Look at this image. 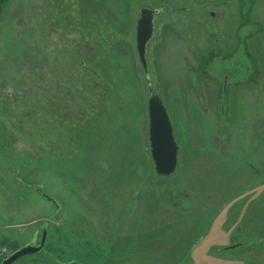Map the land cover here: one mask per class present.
<instances>
[{
    "label": "rangeland",
    "instance_id": "374dc122",
    "mask_svg": "<svg viewBox=\"0 0 264 264\" xmlns=\"http://www.w3.org/2000/svg\"><path fill=\"white\" fill-rule=\"evenodd\" d=\"M143 9L160 10L147 62L171 176L149 149ZM47 221L58 264H264V0L8 1L0 243H38Z\"/></svg>",
    "mask_w": 264,
    "mask_h": 264
},
{
    "label": "water",
    "instance_id": "95a60500",
    "mask_svg": "<svg viewBox=\"0 0 264 264\" xmlns=\"http://www.w3.org/2000/svg\"><path fill=\"white\" fill-rule=\"evenodd\" d=\"M159 11L160 10H142V16L137 23L136 41L139 60L144 69L148 81V86L151 91V96L148 101L149 149L151 158L157 175L171 176L178 170L180 146L175 139L173 125L167 108L160 96H158L152 90L147 62L148 45L153 39L155 32L154 16ZM213 15L214 13L211 12V16ZM39 192L42 193V190L39 189ZM45 197L50 202H52L58 210L60 209L59 205L52 198L47 196ZM48 226L49 221H47L41 229L40 240L38 244L36 243V239L34 238L30 244L11 253L0 264H14L21 258L31 255H37L44 252L49 234ZM240 246L241 245L232 246L228 248V250H232Z\"/></svg>",
    "mask_w": 264,
    "mask_h": 264
},
{
    "label": "trees",
    "instance_id": "16d2710c",
    "mask_svg": "<svg viewBox=\"0 0 264 264\" xmlns=\"http://www.w3.org/2000/svg\"><path fill=\"white\" fill-rule=\"evenodd\" d=\"M9 0H0V20H1V17H2V13H3V10H4V7L6 6V4L8 3ZM48 232H49V226H48ZM40 236V235H39ZM48 237H49V234H48ZM48 240V239H47ZM48 242V241H47ZM16 251V250H15ZM31 256H35V255H31ZM36 256H40V257H46V258H50V259H53L55 260V262L58 264V261H56V258L54 256V252L51 251L49 249V247H47V243H46V246H45V249H44V252L40 253V254H37ZM23 259V258H22ZM21 259H19L18 261H20ZM17 261V262H18ZM16 262V263H17ZM14 263V264H16Z\"/></svg>",
    "mask_w": 264,
    "mask_h": 264
},
{
    "label": "built area",
    "instance_id": "2783aa9c",
    "mask_svg": "<svg viewBox=\"0 0 264 264\" xmlns=\"http://www.w3.org/2000/svg\"><path fill=\"white\" fill-rule=\"evenodd\" d=\"M9 254L8 249L0 243V260Z\"/></svg>",
    "mask_w": 264,
    "mask_h": 264
},
{
    "label": "flooded vegetation",
    "instance_id": "af4514ba",
    "mask_svg": "<svg viewBox=\"0 0 264 264\" xmlns=\"http://www.w3.org/2000/svg\"><path fill=\"white\" fill-rule=\"evenodd\" d=\"M151 11H152V10H151ZM153 11H154V10H153ZM158 13H159V12H158ZM158 13H157V14H158ZM157 14H155L154 17H156ZM141 16H142V13H141ZM154 26H155V18H154ZM154 29H155V27H154ZM154 36H155V32H154ZM226 81H227V80H226ZM242 245H243V244H242ZM242 245H241V246H242ZM241 246H240V247H241ZM230 247H232V246L230 245V246H227V247H222L221 250H223V251H229L228 248H230Z\"/></svg>",
    "mask_w": 264,
    "mask_h": 264
}]
</instances>
